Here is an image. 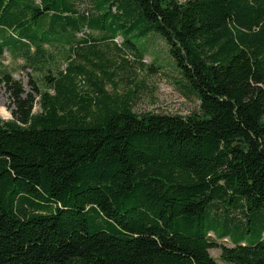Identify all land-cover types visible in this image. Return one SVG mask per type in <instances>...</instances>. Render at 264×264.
<instances>
[{
  "label": "trees",
  "instance_id": "16d2710c",
  "mask_svg": "<svg viewBox=\"0 0 264 264\" xmlns=\"http://www.w3.org/2000/svg\"><path fill=\"white\" fill-rule=\"evenodd\" d=\"M79 1L0 0V57L47 66L27 92L0 71V264H219L213 247L264 264V0ZM120 28L166 41L196 110L106 90L96 43ZM46 44L67 46L63 70Z\"/></svg>",
  "mask_w": 264,
  "mask_h": 264
},
{
  "label": "rangeland",
  "instance_id": "374dc122",
  "mask_svg": "<svg viewBox=\"0 0 264 264\" xmlns=\"http://www.w3.org/2000/svg\"><path fill=\"white\" fill-rule=\"evenodd\" d=\"M89 3L88 0H80L79 9L94 14ZM84 32L87 33L88 29H84ZM89 32L92 36H98L97 32ZM116 33L119 36L114 39L96 43L100 54H103L100 62L105 64L110 73L115 74V85L111 83L105 85L108 92L114 90L122 94L133 91V110L137 113L150 111L186 115L197 109V97L183 89L181 82L178 80V72L173 66L168 44L157 32L150 31L141 36L130 32L127 35L124 29L120 28ZM80 34V32L77 33V36L79 37ZM51 36H57L58 38L59 34L52 32ZM121 37L130 39L132 43L140 47L143 51L142 56H139L138 50L126 47ZM107 41L108 45H105ZM8 48L0 57V71L9 72L13 79L22 83L26 92L31 90L30 80H36L38 86L43 89L41 77L46 72L47 66L39 69L35 68L33 64L28 65L22 56L15 57L12 53L13 49ZM44 48L53 54V57L49 58L47 63L53 68V72L56 71L54 68L59 67L58 69L63 70L69 64L71 57L66 54L67 46L61 49L46 44ZM30 50L33 52V47ZM76 57L73 60L77 62ZM1 80L0 78V118L8 120L12 118L13 99L10 91ZM37 98L36 96L35 99L37 100ZM37 110L38 104L35 103L33 112ZM219 242L229 244L227 239ZM209 252L218 260L219 264H225L218 259L219 248H210Z\"/></svg>",
  "mask_w": 264,
  "mask_h": 264
}]
</instances>
